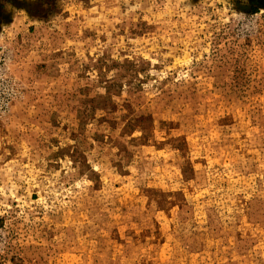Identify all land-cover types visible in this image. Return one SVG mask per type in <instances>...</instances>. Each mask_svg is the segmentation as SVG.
<instances>
[{"label":"rangeland","instance_id":"rangeland-1","mask_svg":"<svg viewBox=\"0 0 264 264\" xmlns=\"http://www.w3.org/2000/svg\"><path fill=\"white\" fill-rule=\"evenodd\" d=\"M0 264H264V0H0Z\"/></svg>","mask_w":264,"mask_h":264}]
</instances>
